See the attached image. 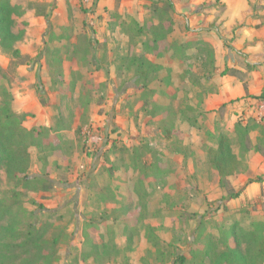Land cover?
Returning <instances> with one entry per match:
<instances>
[{
  "label": "rangeland",
  "instance_id": "rangeland-1",
  "mask_svg": "<svg viewBox=\"0 0 264 264\" xmlns=\"http://www.w3.org/2000/svg\"><path fill=\"white\" fill-rule=\"evenodd\" d=\"M10 1L22 10L14 30L23 28L24 34L15 44L21 57L0 49L5 74L0 83L10 90L12 109L23 115L24 128H50L29 148L28 174H45L53 185L48 190L13 185L2 173L0 198L12 201L10 188H15L20 218L44 226L46 241L59 236L51 264H159L144 236L146 225L172 245L169 252L190 261L199 215L208 212L206 232L216 234L218 223L233 218L248 226L244 216L256 204L237 207L242 216L229 208L218 210L234 189L227 179L219 183L206 162V150L214 141L209 132L216 123L200 106L193 109L201 94L196 81L202 85L204 80L197 52L202 40L190 33L186 14L176 9L170 13L174 29L168 40L187 43L188 57L144 53L162 69L148 84L153 93L143 106L135 67L125 56L142 52L133 44L139 38L132 21L159 22L165 17L161 8L152 13L148 0ZM222 111L224 129L232 120L245 118H234L228 108ZM256 134H250L252 143ZM112 162L118 167L113 173L107 171ZM250 162L248 155L240 172L250 175ZM148 164L152 174L145 176ZM126 206L131 207L127 215ZM192 212L197 215L190 217ZM124 216L135 223L131 249L122 234ZM8 222H0V264L35 261L32 249L3 235L1 228ZM6 243L12 244L10 249L3 247ZM103 243L107 249H93V244ZM168 260L164 264H175Z\"/></svg>",
  "mask_w": 264,
  "mask_h": 264
},
{
  "label": "trees",
  "instance_id": "trees-1",
  "mask_svg": "<svg viewBox=\"0 0 264 264\" xmlns=\"http://www.w3.org/2000/svg\"><path fill=\"white\" fill-rule=\"evenodd\" d=\"M117 1V0H116ZM152 13H156L158 8L163 10L165 17L159 22H154L153 18L146 20L143 24L132 21L136 27L134 30L135 36L139 38L138 44L133 43L135 47H140L142 52L139 54H131L125 56L126 61L130 66L135 67L134 77L141 84V93L145 95L142 101L143 106H147V98L152 95L153 90L147 86L150 81L155 78L157 72L162 67L159 64L151 62L145 54H151L155 57L163 53L171 52L172 55L180 57H188L186 50L187 43L184 44L178 41H169L168 36L173 32L174 22L170 13L174 10L172 0H148ZM162 4L161 6H159ZM48 14H45L47 16ZM22 16V10L18 5L11 3L10 0H0V49L2 52L9 54L13 58L21 57L18 48L15 47L17 41L21 40L24 34V29L19 28L16 31V18ZM132 25V24H131ZM199 58L202 59L203 79L208 80L215 72L213 49L204 42H198ZM133 46V47H134ZM138 49V48H137ZM127 68V65H124ZM248 68H252L248 65ZM221 75L230 74L237 75L238 72L234 69L224 68ZM0 77H5V74L0 67ZM203 80V81H204ZM196 85L201 89V93L193 107L194 110L199 108L202 102V97L208 91L209 87L196 81ZM244 88L246 85L244 83ZM43 97L42 94H39ZM246 96H250L246 92ZM259 101L264 100V85L259 95L250 96ZM237 99L230 100L233 102ZM13 96L3 83H0V194L1 174L4 173L5 179L13 185H34L39 186L40 190H48L53 185V182L47 178L45 174L29 176L28 170L31 163L29 148L37 145L41 138L44 137L49 127L26 129L22 126V117L15 114L12 109ZM43 105H47V101L40 98ZM152 104L154 102L151 101ZM223 107V106H222ZM221 111V109H220ZM199 114V110H198ZM194 119V118H193ZM214 130L209 132L213 136V145L206 150V162L210 170L218 177L219 183L225 182L226 178L239 173L250 151L258 152L264 156V124L262 120L256 118H237L233 124V134L228 135L217 127L215 121ZM194 124V123H193ZM79 130V129H78ZM58 131V130H55ZM256 132L255 142L250 140V134ZM113 144L109 147V149ZM145 176L152 174L151 166H146ZM117 165L112 162L107 171L113 173L117 169ZM262 182V177L248 179L251 181ZM264 189V187H263ZM243 188L230 190L227 193L226 201L239 196ZM12 201H7L0 198V222L8 218L9 222L1 228L3 235L16 238L20 241L22 247L32 249L35 253V261L29 264H51V260L56 258L57 249L60 245L58 235L52 236L49 241L44 239L43 227L33 220L20 218L22 215V206L19 205V197L15 188H10ZM225 201V202H226ZM41 208V205H38ZM223 211L229 210L225 204H221L218 208ZM131 212V207L126 206L124 213L127 215ZM208 212L199 215V221L196 222L195 234L192 243L190 244L189 254L190 261L180 253H176L168 248H172L170 243H165L157 234L156 229L146 225L144 236L146 240L155 248L158 256L159 264H164L172 259L176 264H264V212L261 218L252 219L247 216L249 223L244 227L242 220L233 218V221L226 223H218L215 226L216 234L206 232L204 218ZM196 213H190V217H194ZM137 217H139L137 215ZM122 223V234L125 236L126 245L131 249L133 236L130 234L135 227V223L124 216ZM138 219V218H137ZM12 244H3V247L10 249ZM47 247V248H46ZM93 249H107V244H93ZM170 257V258H169ZM96 259V258H95ZM165 263V264H166Z\"/></svg>",
  "mask_w": 264,
  "mask_h": 264
},
{
  "label": "crops",
  "instance_id": "crops-1",
  "mask_svg": "<svg viewBox=\"0 0 264 264\" xmlns=\"http://www.w3.org/2000/svg\"><path fill=\"white\" fill-rule=\"evenodd\" d=\"M179 1L172 0L174 10L189 18L190 33L213 49L216 70L203 81L210 91L202 97L201 111L215 119L220 130L228 135L233 134L236 119L226 129L221 128L223 109H230L234 118L252 117L264 124V100L250 97L259 95L264 85V0ZM224 68L234 69L238 74L221 75ZM246 92L250 96H246ZM233 99L237 100L230 102ZM248 155L251 158L250 175L240 172L226 178L234 190L243 188L238 197L226 201V206L237 212V216H242L244 213L237 207L248 202L256 204L255 209L244 217L259 219L264 212V156L253 151ZM257 177H262L263 181L248 182Z\"/></svg>",
  "mask_w": 264,
  "mask_h": 264
}]
</instances>
